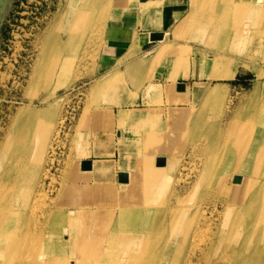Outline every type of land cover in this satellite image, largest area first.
<instances>
[{"label":"bare ground","instance_id":"obj_1","mask_svg":"<svg viewBox=\"0 0 264 264\" xmlns=\"http://www.w3.org/2000/svg\"><path fill=\"white\" fill-rule=\"evenodd\" d=\"M83 9L78 23L89 16L88 8ZM193 10L196 31L219 47L213 77L231 74L223 69L225 60H235L239 54L264 65V0H203ZM185 11L187 7L176 15ZM194 19L182 24L179 32ZM168 54L181 59L183 52L170 49ZM207 65L205 59L196 60L191 76H205ZM256 69L260 80L252 101L256 104L242 114L246 131L233 122L224 130L221 123L215 151L207 154L206 163L192 165L182 184L184 193L165 197L160 178L177 167L169 145L185 125L187 110H171L165 124L151 122L138 132L130 156L142 163L135 176L125 163L121 173L128 181L119 180L120 187L93 182L94 171L105 175L109 166L83 170L87 157L79 166L74 163L71 183H64L61 198L74 206L70 212L56 201L47 204L46 182L38 180L52 124L41 119L34 123L41 145L24 133L25 126L13 134L14 139L8 134L0 149V264H264V66ZM133 70L130 67L129 72ZM171 74L173 86L177 79L190 76L177 68ZM118 78L119 73L112 75L105 85L115 88L112 84ZM160 92V86H147L146 97L157 99ZM188 92V85L185 91L176 89L170 99H188ZM209 92L218 98L224 88ZM114 99L124 101V97ZM101 116L84 114L82 122L91 119L97 133L105 132ZM111 118L112 113L108 124ZM49 175L47 171L44 176Z\"/></svg>","mask_w":264,"mask_h":264},{"label":"rangeland","instance_id":"obj_2","mask_svg":"<svg viewBox=\"0 0 264 264\" xmlns=\"http://www.w3.org/2000/svg\"><path fill=\"white\" fill-rule=\"evenodd\" d=\"M200 2L203 0H184L187 11L174 19L177 22L169 26L170 33L166 32L163 40L149 48L145 55L147 59L142 63L150 66L146 74L139 75L134 72L140 66L134 67L132 73L129 69L117 70L116 59L108 55L106 34L116 8L114 0H0V149L8 134V139H14L13 134H18L24 126V133L29 134L35 145H41V135L34 129V123L41 119L52 124L38 176V180L46 182L47 204L56 201L69 212L75 209L67 199L61 200L64 185L71 183V168L74 163L79 166L83 158L91 155V144L100 146L108 140L107 118L114 114L113 107L125 105L117 103L114 97L136 102L141 92L147 96L146 84H160L157 86H160L161 94L157 99L163 103L166 98L165 111L187 110L185 125L169 145L168 153L177 160V167L170 175L160 178L165 197L184 193L182 184L190 177L192 165L206 163L207 154L215 151L221 123L224 130L233 122V125L239 124L238 130L246 131V118L242 114L256 104H252L260 81L256 68L264 65L251 63L247 54H239L235 60H225L223 69L231 70V74L222 79L213 77L219 47L195 29L193 8L199 7ZM84 7L88 8L89 16L78 23L79 12L85 13ZM177 13L174 11V16ZM192 19L194 22L186 24L179 32L181 25ZM170 49L182 51V58L170 56ZM225 53L233 52L225 50ZM125 59L122 58L119 64ZM203 59L208 64L205 78L192 77L194 63ZM237 61L240 62L236 66ZM186 63L190 72L185 78L189 87L188 99L173 101L170 97L176 93L177 84L173 86L171 72L177 68L185 73ZM116 73L119 78L112 84L115 88L107 87L105 83ZM262 80L264 82V78ZM217 86L224 88L223 95L210 96L209 91ZM146 98L147 103L157 100ZM84 114L90 118L102 115L107 130L97 133L91 119L82 122ZM140 161L135 157L127 166L134 176ZM118 165L122 169L126 166L125 161ZM47 171L48 178L44 176ZM195 179L193 177L192 181ZM96 181L120 187L115 167L106 175H97L93 182ZM65 235L63 240L67 239Z\"/></svg>","mask_w":264,"mask_h":264},{"label":"crops","instance_id":"obj_3","mask_svg":"<svg viewBox=\"0 0 264 264\" xmlns=\"http://www.w3.org/2000/svg\"><path fill=\"white\" fill-rule=\"evenodd\" d=\"M114 1L116 8L106 34V40L109 43L107 47L108 55H112V58L116 59L117 70L124 72L130 70V67L140 66L134 74H146L150 65L142 62L147 59L145 55L149 48L158 43L151 41V34L153 32H169V26L174 24L173 19L176 18H174V11H177L179 15L187 5L184 4V0ZM125 57L127 59L119 64L120 60ZM188 70L186 63L184 72L186 71L187 74ZM185 78L187 77L179 78L178 83L186 82L187 79ZM199 78H205V76L197 77V79ZM153 84L160 85L156 82ZM148 85L146 84L145 88ZM146 99L144 93L141 92L136 102H127L124 98L123 103H119L125 104L124 106L112 108L114 114L109 122V131L106 135L108 140L101 142L100 146H96L94 143L91 144V155L86 158H89L88 161H92L93 168L94 166L107 165L110 167L109 171H111V168L115 167V172L119 177L122 171V168H119L118 165L119 161H126L125 163L128 165L131 160H134V157L130 155L133 152V144L138 132L142 131L143 128L145 129V127H149L151 122L155 123L157 121L158 124H165L170 116V112L165 111L166 98H164L163 103H160L158 99L156 102L147 103ZM124 115H127L126 119L122 118ZM97 175L104 174L94 171L93 178Z\"/></svg>","mask_w":264,"mask_h":264},{"label":"water","instance_id":"obj_4","mask_svg":"<svg viewBox=\"0 0 264 264\" xmlns=\"http://www.w3.org/2000/svg\"><path fill=\"white\" fill-rule=\"evenodd\" d=\"M165 38V33L163 32H153L151 34V41L152 42H157V41H160V40H163ZM186 86H187V83L186 82H179L177 84V89L178 91H185L186 90ZM160 165H163L164 164V160L163 162H159ZM93 167V164H92V161H84L82 163V169L83 170H91ZM119 180L120 182H127L128 181V176L127 174L125 173H120L119 174ZM236 181H240V178H236Z\"/></svg>","mask_w":264,"mask_h":264}]
</instances>
